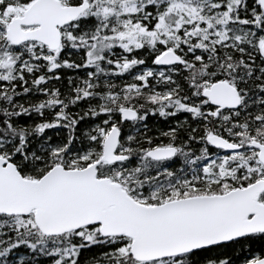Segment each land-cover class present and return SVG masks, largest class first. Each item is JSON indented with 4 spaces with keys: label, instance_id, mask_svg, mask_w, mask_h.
<instances>
[{
    "label": "snow or ice",
    "instance_id": "6c2138e0",
    "mask_svg": "<svg viewBox=\"0 0 264 264\" xmlns=\"http://www.w3.org/2000/svg\"><path fill=\"white\" fill-rule=\"evenodd\" d=\"M0 264H264V0H0Z\"/></svg>",
    "mask_w": 264,
    "mask_h": 264
}]
</instances>
